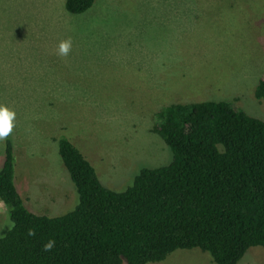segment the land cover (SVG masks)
I'll list each match as a JSON object with an SVG mask.
<instances>
[{"label": "rangeland", "instance_id": "1", "mask_svg": "<svg viewBox=\"0 0 264 264\" xmlns=\"http://www.w3.org/2000/svg\"><path fill=\"white\" fill-rule=\"evenodd\" d=\"M64 2L0 0V104L16 112L8 138L32 213L60 216L77 203L60 137L102 186L120 192L141 169L171 161L152 132L161 108L224 101L264 122L254 97L264 75V0H95L80 15ZM67 37L72 50L60 57ZM0 210L1 236L11 223ZM153 264L214 263L193 249ZM238 264H264V249L250 248Z\"/></svg>", "mask_w": 264, "mask_h": 264}, {"label": "trees", "instance_id": "2", "mask_svg": "<svg viewBox=\"0 0 264 264\" xmlns=\"http://www.w3.org/2000/svg\"><path fill=\"white\" fill-rule=\"evenodd\" d=\"M94 1L65 0L64 8L80 15ZM254 97L264 102V75ZM155 118L152 132L171 161L141 169L120 192L102 186L67 139H56L77 203L55 217L25 207L8 138L0 202L11 226L0 236V264H153L193 249L214 264H238L250 248L264 249V122L224 101L170 104ZM50 239L55 247L43 251Z\"/></svg>", "mask_w": 264, "mask_h": 264}, {"label": "clouds", "instance_id": "3", "mask_svg": "<svg viewBox=\"0 0 264 264\" xmlns=\"http://www.w3.org/2000/svg\"><path fill=\"white\" fill-rule=\"evenodd\" d=\"M72 38L60 40L56 54L60 57H67L72 50ZM16 126V112L4 104H0V141H7ZM29 236H34L35 231L30 229ZM55 247V240L50 239L43 245V251H51Z\"/></svg>", "mask_w": 264, "mask_h": 264}, {"label": "crops", "instance_id": "4", "mask_svg": "<svg viewBox=\"0 0 264 264\" xmlns=\"http://www.w3.org/2000/svg\"><path fill=\"white\" fill-rule=\"evenodd\" d=\"M2 203L0 202V205H1ZM3 205V204H2ZM4 207V206H3ZM1 211V210H0ZM4 211H5V208H4Z\"/></svg>", "mask_w": 264, "mask_h": 264}]
</instances>
